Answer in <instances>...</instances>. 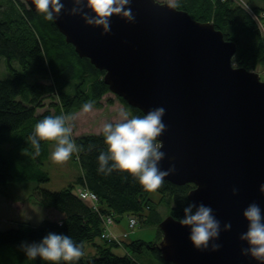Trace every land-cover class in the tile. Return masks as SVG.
Instances as JSON below:
<instances>
[{"label":"water","instance_id":"1","mask_svg":"<svg viewBox=\"0 0 264 264\" xmlns=\"http://www.w3.org/2000/svg\"><path fill=\"white\" fill-rule=\"evenodd\" d=\"M24 1V0H23ZM66 9L71 0H62ZM31 3V0H28ZM35 10V5H32ZM135 23L111 18V32L87 25L62 11L54 20L80 57L104 71L110 91L144 114L163 107L167 130L159 137L166 153L164 179L193 183L191 202L211 206L221 222L218 251H199L190 228L171 214L159 223L162 257L172 264H260L241 254L247 247L244 209L256 202L264 214V79L258 71L235 66L234 41L212 22L153 0H133ZM239 189L233 195V188ZM231 223L229 231L225 223Z\"/></svg>","mask_w":264,"mask_h":264},{"label":"trees","instance_id":"2","mask_svg":"<svg viewBox=\"0 0 264 264\" xmlns=\"http://www.w3.org/2000/svg\"><path fill=\"white\" fill-rule=\"evenodd\" d=\"M178 3L179 9L196 20L214 23L226 40L236 42L234 65L249 70L264 67V0ZM0 57L11 71L9 77L0 79V191H5L10 182L49 179L42 165L49 156L51 142L42 141L38 154L28 142L39 120L49 115L71 116L87 102L102 107L110 88L104 81V71L89 58L80 57L55 22L46 21L23 0H0ZM116 98L129 117L144 115L122 97ZM107 102L111 104L113 99ZM101 132L73 138L78 147L73 154L82 170L74 183L59 190L37 187L30 193L32 203L56 212V218L0 227V264H49L39 257L28 258L22 245L38 243L50 232L68 235L83 245V256L75 264H150L153 260L172 264L163 259L156 239L127 242L125 237L121 241L128 252L123 255L114 250L119 247L117 242L95 241L103 233L108 217L114 220L116 216L118 220L126 214L134 215L139 217L138 222L155 225L158 231L164 218L149 192L132 176L98 172V156L107 149ZM193 187V183L177 185L164 179L157 191L170 199L167 215L178 220L184 216L183 208L192 203L188 193ZM79 189L96 194V206L82 198ZM87 241L92 242L96 252L85 257Z\"/></svg>","mask_w":264,"mask_h":264},{"label":"clouds","instance_id":"3","mask_svg":"<svg viewBox=\"0 0 264 264\" xmlns=\"http://www.w3.org/2000/svg\"><path fill=\"white\" fill-rule=\"evenodd\" d=\"M30 9L35 5V11L46 21L56 20L66 11L71 16H81L87 25L102 27L101 35L111 32V18L119 16L128 23H135L136 16L131 9L133 0H71L72 7L65 8L62 0H24ZM157 5H167L169 9L179 7L178 0H153ZM93 103L87 102L82 106V112L92 110ZM165 108L149 109L143 116H131L121 112V119L106 123L102 128V136L107 146L98 156V172L109 175L113 171L127 173L136 179L146 192H155L164 183V178L176 172V165L170 164L167 170H161L160 162L166 153L161 151L162 143L159 137L167 130L163 122ZM73 116L49 115L39 120L34 131L28 137V142L40 151L41 142H54L55 148L51 152L54 163L66 162L73 153L78 151L77 145L71 138L70 122ZM260 192L264 194V184L260 185ZM233 195L239 189L233 188ZM184 216L178 222L190 228L189 239L195 249L199 251H218L222 245L215 243L220 236L221 222L214 215L211 206L204 203H189L183 208ZM248 222L247 231L240 235L241 241L247 242V247L241 248V254L251 256L260 264H264V214L256 203H250L243 211ZM231 223L224 224V230H231ZM83 245L74 242L72 237L64 234L48 233L36 243H25L22 250L31 259H40L49 264H75L83 256Z\"/></svg>","mask_w":264,"mask_h":264},{"label":"rangeland","instance_id":"4","mask_svg":"<svg viewBox=\"0 0 264 264\" xmlns=\"http://www.w3.org/2000/svg\"><path fill=\"white\" fill-rule=\"evenodd\" d=\"M240 1L242 2V0ZM255 71H258L261 78L264 79L263 66H258ZM10 75L11 71L7 66L5 59L0 57V79L9 77ZM109 98L113 99L111 104L107 102ZM44 109L38 111L42 112ZM121 112H126L128 114V110L116 98V94L110 91L105 97H103L102 107L93 106L92 110L88 113H84L80 109L71 115L74 117L70 122V126L72 127V140L75 136L84 133L101 132L106 123H113L120 120L122 118L120 115ZM54 148L55 144L54 142H51L49 144V156L42 165L43 169L49 175L47 181L28 180L10 182L5 191H0V227L2 229L17 226L25 221L37 223L45 218H56V212L46 210L40 205L32 203L30 200V193L37 187L51 190L62 189L69 184L74 183L75 179L82 174V170L78 160L74 157V154H72L66 162L54 163L51 159V152ZM148 196L157 206L160 214L165 217L168 212L167 207H171L172 205L170 204L169 197L164 196L157 190L155 192H149ZM115 219H117L116 216ZM115 219H112L113 221L106 226L105 234H107V236H100L95 241L104 242V240H107L117 242L119 247L114 250L120 255L128 252V250L122 246L123 242L121 241V239H125V231L128 232V237L125 239L127 242L136 239H156L159 244L163 239L161 230L158 231L155 225L138 222V220H140L139 217L126 214L123 218L118 220ZM132 219H134V221ZM104 230L105 226L103 227V232ZM92 249H94L92 242L87 241L85 243L84 256L88 257L91 255L89 252L92 251ZM151 262L152 263L150 264H158L156 261L154 262V260ZM159 264L165 263L160 262Z\"/></svg>","mask_w":264,"mask_h":264},{"label":"built area","instance_id":"5","mask_svg":"<svg viewBox=\"0 0 264 264\" xmlns=\"http://www.w3.org/2000/svg\"><path fill=\"white\" fill-rule=\"evenodd\" d=\"M78 194L84 198V199H87L91 202V204L95 205L97 204V200H98V197L96 196V194L92 193L91 191L89 190H86V189H79L78 190ZM134 221V219H132ZM113 220L111 219V217H108L104 226H105V230L104 232L101 234V237H105L107 236V234H105L106 232V226H108ZM124 237H128V232L125 231L124 232Z\"/></svg>","mask_w":264,"mask_h":264},{"label":"crops","instance_id":"6","mask_svg":"<svg viewBox=\"0 0 264 264\" xmlns=\"http://www.w3.org/2000/svg\"><path fill=\"white\" fill-rule=\"evenodd\" d=\"M92 252V253H91ZM96 252V250L95 249H92V251H90L89 253L92 255V254H94Z\"/></svg>","mask_w":264,"mask_h":264}]
</instances>
